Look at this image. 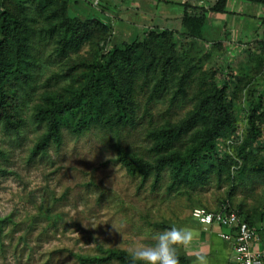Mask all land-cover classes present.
Returning <instances> with one entry per match:
<instances>
[{
    "label": "rangeland",
    "instance_id": "374dc122",
    "mask_svg": "<svg viewBox=\"0 0 264 264\" xmlns=\"http://www.w3.org/2000/svg\"><path fill=\"white\" fill-rule=\"evenodd\" d=\"M97 1L0 0V14L10 15L1 85L15 123L5 130L0 119V264H92L76 256L101 250L130 258L129 248L154 244L173 226L195 233L178 247L179 264H196L198 255L227 264L218 238L206 252L208 232L191 210L228 202L252 221L264 205L262 11L244 1H229L230 14H218L210 10L216 0H155L168 7L162 14L154 0ZM139 1L135 22L147 16L148 23L124 31L119 12H137ZM184 13L204 18L201 37L189 36ZM105 53L124 115L117 120L101 83L98 123L80 135L72 133L75 120L54 123L48 144L37 147L52 125L39 110L77 94ZM215 89L223 91L229 123L215 140L208 184H179L169 166L156 178L115 161L183 154L210 123ZM251 122L257 136L246 144Z\"/></svg>",
    "mask_w": 264,
    "mask_h": 264
},
{
    "label": "trees",
    "instance_id": "16d2710c",
    "mask_svg": "<svg viewBox=\"0 0 264 264\" xmlns=\"http://www.w3.org/2000/svg\"><path fill=\"white\" fill-rule=\"evenodd\" d=\"M229 1H248L252 3H257L263 7V16L262 20L264 21V0H216V2L210 7V10L218 14H228L227 3ZM184 20L188 19V22L192 24L187 30L189 36L193 38H199L203 35L204 24L206 23L202 16L188 15L184 13ZM10 21V15L6 12L0 14V119H3V128L5 130H15V123L12 121V116L7 112L6 107V92L4 87L1 85L2 73L4 62L1 57V38L7 30L8 23ZM111 28V26H109ZM114 45H117L114 43ZM113 45V46H114ZM116 47V46H115ZM128 47V45H127ZM129 48V47H128ZM109 52V51H108ZM111 52V51H110ZM115 52V51H113ZM112 52V53H113ZM108 54V53H107ZM106 53L99 57L95 64L91 68V73L89 79L80 89V91L69 97L65 101H56L55 104L50 108H45L39 110L40 115L48 119L52 124L48 134L38 143L37 147L44 148L51 139V134L53 132L54 123H64L69 120H75V125L72 129V133L80 135L82 129L85 127L91 128L93 124L98 123V95L97 91L100 88V84L103 83L105 92L109 97V100L114 107V115L117 117V120L124 115L123 111V100L122 95L116 86L113 75L109 70L108 64L104 61ZM210 104L212 110V116L209 125L201 132V138L194 144L191 148L186 150L183 154L177 152H172L164 156H160L155 159L154 163L143 160L139 157H127L119 156L115 161L120 162L123 166L132 168V167H145L147 171H153L156 178L159 176L161 171L166 167H170L174 170V176H180L179 184L184 182L196 188L197 185L208 184L210 181L211 175L204 176L208 165L210 166L217 157L216 154V144L215 140L220 132L228 125L229 123V114L227 107L223 102V91L221 89H215L213 94L210 96ZM95 124V125H96ZM107 122H104V125H107ZM93 125V126H95ZM88 129V130H89ZM114 130L116 135H119V131L114 125ZM257 136V130L254 126V123H250V135L245 140L246 144H251ZM54 138V136H53ZM118 138V137H117ZM1 154V151H0ZM220 175V172H219ZM221 179V177H217ZM226 205L228 210L235 211L240 217L243 218L246 223L255 230L256 235L261 238V241L264 242V228H263V213L262 207L259 213L254 217V220H249L247 217L239 213L236 209L231 207L228 202L223 203L217 209H209L203 207L209 211H217ZM197 225V223H196ZM199 226V225H198ZM219 229V228H213ZM220 232V229H219ZM218 232V236H219ZM220 237V236H219ZM223 240V239H222ZM101 250V249H100ZM102 255H96L92 257H81L76 256V259L80 263H96L104 264L112 261H117L120 264H131L130 258L125 256L121 251L117 250H101ZM179 257V256H178Z\"/></svg>",
    "mask_w": 264,
    "mask_h": 264
},
{
    "label": "built area",
    "instance_id": "2783aa9c",
    "mask_svg": "<svg viewBox=\"0 0 264 264\" xmlns=\"http://www.w3.org/2000/svg\"><path fill=\"white\" fill-rule=\"evenodd\" d=\"M97 2L92 0L94 6ZM262 213L264 228V205ZM191 217L204 232L216 227L220 229V238L232 244L231 264H264V242L242 217L235 211L228 210L226 205L217 211L194 207Z\"/></svg>",
    "mask_w": 264,
    "mask_h": 264
},
{
    "label": "clouds",
    "instance_id": "9594fccd",
    "mask_svg": "<svg viewBox=\"0 0 264 264\" xmlns=\"http://www.w3.org/2000/svg\"><path fill=\"white\" fill-rule=\"evenodd\" d=\"M195 237L191 228L173 226L155 237L154 244H137L129 248L131 264H179L178 247L188 246ZM196 264H207L204 255L196 257Z\"/></svg>",
    "mask_w": 264,
    "mask_h": 264
},
{
    "label": "crops",
    "instance_id": "0c3cea01",
    "mask_svg": "<svg viewBox=\"0 0 264 264\" xmlns=\"http://www.w3.org/2000/svg\"><path fill=\"white\" fill-rule=\"evenodd\" d=\"M155 1V0H154ZM235 2H242V1H235ZM244 2H248V1H244ZM141 1L135 3L136 6H134L135 8H138V11L133 13L134 11H130L129 9H125V11L119 12V15L117 17L118 21L120 22L122 29H124V31H126L127 29L130 30V28H132V23H134V25L138 26L139 25H144L146 23H148L146 20H148V17H144L142 16V24H137L135 22V19H140V17L137 15L139 14L138 12H142L141 6H140ZM155 6H159L162 7L163 5L160 2H154ZM129 4H127L128 6ZM131 5V3H130ZM144 5V4H143ZM260 10L262 11V16H263V8L262 5H259ZM129 7V6H128ZM170 7V5H169ZM162 14L167 12V6L162 7ZM172 9V8H171ZM227 10H228V14H230L231 12V7L227 6ZM147 13H150V9L147 10ZM125 14V15H124ZM141 15V14H140ZM143 15V14H142ZM225 230V229H224ZM218 232L219 229H214L209 231L208 233H206L207 235L205 236V242L203 243L204 248L206 249V252H211L213 249V242L218 238L221 243L218 244V250L219 253L223 254L225 260L227 261V264H231V256H232V244L230 242L224 241L222 240L219 236H218Z\"/></svg>",
    "mask_w": 264,
    "mask_h": 264
}]
</instances>
